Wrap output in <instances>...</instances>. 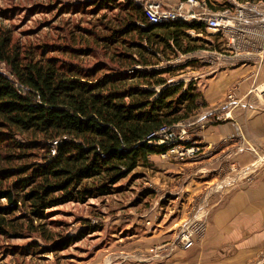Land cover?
<instances>
[{
	"label": "trees",
	"instance_id": "trees-1",
	"mask_svg": "<svg viewBox=\"0 0 264 264\" xmlns=\"http://www.w3.org/2000/svg\"><path fill=\"white\" fill-rule=\"evenodd\" d=\"M93 6L120 15L98 37L114 66L107 71L59 64L0 30L7 71L0 70V236L34 235L54 245L49 210L123 191L119 184L167 152L155 134L205 107L195 82L168 83L174 69L158 67L179 55L223 51L221 34L179 21L147 25L134 0Z\"/></svg>",
	"mask_w": 264,
	"mask_h": 264
},
{
	"label": "crops",
	"instance_id": "crops-1",
	"mask_svg": "<svg viewBox=\"0 0 264 264\" xmlns=\"http://www.w3.org/2000/svg\"><path fill=\"white\" fill-rule=\"evenodd\" d=\"M253 1L256 4L251 5L254 9L247 20V29L251 33L240 37L243 43L246 39L245 44L250 47L240 49L226 38L229 50L223 56H212L217 62L203 67L195 79H190L197 81L195 86L205 107L188 120L195 124L190 130L191 139L188 136L187 143L178 148L194 146L197 155L191 156L189 152L186 159H173L172 163L166 162L161 155L150 157L151 172L160 176L152 178L155 179L151 183L155 195L149 192L148 199H153L145 207L153 211L150 216L164 214L166 220L178 212L172 207L176 197L184 208L191 199L209 188L203 186L218 184L226 175L221 181L226 183L222 184L226 189L210 191L213 200L208 205L212 206L202 204L208 211L212 209L209 211L211 226L193 248H171L168 253L175 235L174 225L171 228V224L160 222L148 238L138 236L137 241L129 238L134 242L133 254L122 252L117 256V248L113 246L122 243L106 244L87 264H264V165L259 168L258 176L244 180L254 173L258 157L253 147L264 150V0ZM217 8L213 11L222 6ZM232 91L236 99L233 104L228 100ZM240 135L246 139L240 141ZM237 168L246 171L242 178L236 177ZM173 177L179 180H171ZM160 179L173 184V199L158 195L160 188L166 185ZM142 198H145L143 194L137 197L138 200ZM175 220L178 219L169 222Z\"/></svg>",
	"mask_w": 264,
	"mask_h": 264
},
{
	"label": "rangeland",
	"instance_id": "rangeland-1",
	"mask_svg": "<svg viewBox=\"0 0 264 264\" xmlns=\"http://www.w3.org/2000/svg\"><path fill=\"white\" fill-rule=\"evenodd\" d=\"M95 1L98 0H0V30L7 31L11 35L14 44L25 49L35 48L39 54H44L47 58H57L59 64L74 65L92 70L101 68V70L107 71L106 67L111 68L114 66L110 63L107 51L99 45L98 37L103 35L104 26L112 23L120 15L111 8L105 7L102 10L94 7ZM208 1L212 10L229 3L244 7H250L255 3L253 0H246L242 3L238 0ZM251 15L252 10L248 11L247 18L249 19ZM247 25L248 21L243 23L238 35L244 36L251 33L247 29ZM206 39L210 41V38ZM220 41V47L223 51H199L189 56L193 58L191 60H188L189 57L178 56L171 61H163L159 65L160 69H174V72L165 75L169 79L168 83L194 81L190 79H195L200 69L203 70V67L217 62L216 59H212V56L215 58L218 57V54L223 56L224 52L229 50L225 38ZM246 42L245 39L243 44L238 45V48H249L250 46L245 44ZM190 61L191 64L187 68H180ZM0 70L5 72V67H0ZM5 74H7V71ZM184 123H188L184 125L187 131L185 139L188 141L190 130L193 129L195 124L188 121ZM238 138L243 141L246 136L240 135ZM186 140L183 143H187ZM179 145H182V143H177L175 146ZM190 148H193L191 152L194 153L195 151L191 156L197 155L196 147L192 146ZM253 148L254 154L258 158L254 166V173H250L249 176L244 178L245 181L248 178L252 179L258 176L261 170L259 168L264 165V150L257 149L255 146ZM161 157L166 159V162L172 163L173 159H186L187 154L181 157L167 152L161 154ZM150 168L144 174L141 173L143 172L141 169L134 172L117 186L120 189L123 187V191L120 190L113 196L99 200L91 199L86 203H68L49 210L47 212L46 222L48 225L46 231L55 235L57 242L54 245L46 244L34 235L24 234L21 238L0 236V264H87L88 261L92 260L94 254L99 252L98 250L103 249L106 244L114 243H122L113 246L117 248V256L122 252V254H133L135 249L132 244L134 242L129 238L134 241H137L139 237L148 238L147 236H150L154 227L160 222L165 225L171 224V228L174 225L175 235L167 251L171 253V248H177L175 244L179 242L178 240L185 232V226L199 219L203 214H207L209 221L211 220L212 217L209 211H212V209L207 210V207L212 206L208 203L213 200L210 191L213 189L212 193H215L225 190L226 187L223 185L226 183L221 181L226 175L222 176L218 184L203 186V188H209L191 199L185 206L187 207L186 211H184L185 207L182 208L180 205L181 200H177L176 197L175 204L172 207L178 212L166 220L164 214L150 216L153 211L145 206L153 198L151 200L147 197L142 198V200L137 199L144 192L154 194V184L151 183L155 179L152 178L160 176V174L151 172ZM245 173L246 171L243 169H236L238 179L242 178ZM172 179L179 180L174 177ZM161 182L166 185L160 188L158 195L173 199L172 182V185L167 184L168 181L161 180ZM230 183L234 182L231 181ZM202 200L204 203H201ZM178 203L179 205H177ZM202 204L208 206L205 208ZM182 214L188 216L185 217ZM158 219L159 221H157ZM172 219L178 220L169 222ZM86 225L90 227V231H87V228L84 227ZM135 234L137 236L134 237ZM74 237L78 238L77 242L69 243ZM202 238L201 236L196 241ZM128 241L129 243H127Z\"/></svg>",
	"mask_w": 264,
	"mask_h": 264
},
{
	"label": "built area",
	"instance_id": "built-area-1",
	"mask_svg": "<svg viewBox=\"0 0 264 264\" xmlns=\"http://www.w3.org/2000/svg\"><path fill=\"white\" fill-rule=\"evenodd\" d=\"M134 3L141 7L147 25L166 24L176 21L187 24L195 23L204 26L206 32L211 35L219 33L223 38L230 39L231 45L237 44L236 47L243 44L238 33L243 23L248 20V11L254 9L253 6H234L233 3H229L220 10L213 11L209 6L210 2L208 0H134ZM189 34L193 37H202L201 34L196 35L194 31H190ZM190 55H185V57ZM191 59L193 58H188V60ZM228 100L232 104L236 101L233 91L228 95ZM186 124L188 123L183 122L172 127L162 128L155 134L157 138L155 143L159 146L168 147V153L177 154L181 157L186 154L188 157L189 152L191 155L194 154L195 151L194 153L190 150L187 151L190 148L180 150L178 146H175L177 143H183L186 140L187 131L184 126ZM209 227L208 215L203 214L199 219L185 226L186 230L178 240L179 242L175 244L176 247L181 250L193 248L196 240L201 236L203 237Z\"/></svg>",
	"mask_w": 264,
	"mask_h": 264
}]
</instances>
